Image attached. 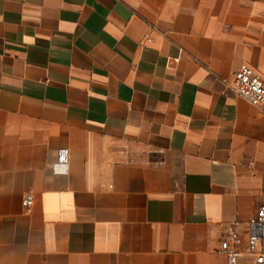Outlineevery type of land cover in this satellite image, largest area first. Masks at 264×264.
I'll return each mask as SVG.
<instances>
[{"label":"crops","instance_id":"crops-1","mask_svg":"<svg viewBox=\"0 0 264 264\" xmlns=\"http://www.w3.org/2000/svg\"><path fill=\"white\" fill-rule=\"evenodd\" d=\"M241 64L264 0H0V264H226L264 205Z\"/></svg>","mask_w":264,"mask_h":264},{"label":"built area","instance_id":"built-area-1","mask_svg":"<svg viewBox=\"0 0 264 264\" xmlns=\"http://www.w3.org/2000/svg\"><path fill=\"white\" fill-rule=\"evenodd\" d=\"M232 89L235 95L251 106L264 105V77L247 64H241L233 73ZM55 173H66L68 169V150L60 149ZM57 168V169H56ZM21 205L30 208L33 195L26 194ZM233 220L224 233L214 253L222 256L226 264H264V205L257 207L255 213L245 223L242 233L235 229Z\"/></svg>","mask_w":264,"mask_h":264}]
</instances>
